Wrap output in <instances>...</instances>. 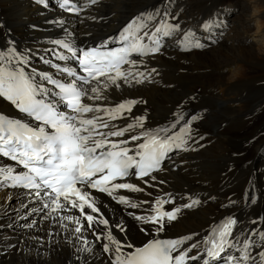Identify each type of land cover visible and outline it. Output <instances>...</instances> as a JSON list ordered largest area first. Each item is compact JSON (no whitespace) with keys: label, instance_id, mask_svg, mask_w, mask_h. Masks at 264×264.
Instances as JSON below:
<instances>
[{"label":"snow or ice","instance_id":"6c2138e0","mask_svg":"<svg viewBox=\"0 0 264 264\" xmlns=\"http://www.w3.org/2000/svg\"><path fill=\"white\" fill-rule=\"evenodd\" d=\"M34 2L45 9L49 7V0ZM55 3L83 23L82 14L101 6L103 0H55ZM175 3L176 0H162L93 46L78 44L66 26L69 22L57 17L46 21L63 32L62 37L50 41L52 47L19 50L14 41L8 40V46L0 48V98L25 117L0 114V158L11 162L0 160V191L21 190L9 191L7 196L8 202L13 196L18 198L19 206L14 209L17 217L38 215L41 222H47L49 245L54 237L62 236L79 264H88L96 245L100 246L96 251L109 264H264V215L249 217L248 226H242L245 222L232 213L209 225L206 235L189 233L159 238L184 209L199 206L201 200L189 195L188 202L166 209V205L176 204L170 193L139 204L125 195H117L122 190L145 191L128 182L129 177L142 181L146 187H154L149 181L155 182L157 177L153 174L165 170L163 164L171 159L170 154L197 151L196 145L203 147L200 141L204 137L196 136L193 125L203 118L206 110L188 115L184 109L186 101H182L170 121L147 128V115H132L133 109L146 101L124 98L113 104L107 95L113 89L154 83L158 69L150 67L146 58L163 54L169 41L181 52L205 50L218 43L215 31L226 26L223 16L234 11L239 14L235 8L215 13L200 25L206 33L201 36L194 29L182 27L183 9L174 12ZM242 7L250 17L253 7H264V0L255 5L244 3ZM90 19L100 22L103 17ZM258 19L264 20V12ZM33 57L52 71L33 67ZM118 120L128 123L119 125L115 123ZM94 192L130 209L150 205L147 214H128L142 225H153L154 230L140 228L153 238L141 246L118 239L113 229L126 234V227L105 216ZM258 199L250 178L243 196L244 206H255ZM237 203L229 198L223 207ZM29 204L33 207L29 208ZM0 207L3 208L0 215L8 216L7 206ZM25 208L28 212L21 215ZM16 223L10 220L7 226L15 227ZM37 223L33 219L21 227L31 230L37 228ZM85 233H90L94 240H89ZM28 239L36 240L38 248L44 245L43 237ZM8 247L25 254L32 250L16 244Z\"/></svg>","mask_w":264,"mask_h":264},{"label":"bare ground","instance_id":"6f19581e","mask_svg":"<svg viewBox=\"0 0 264 264\" xmlns=\"http://www.w3.org/2000/svg\"><path fill=\"white\" fill-rule=\"evenodd\" d=\"M161 3L162 0H103L101 6L82 14L85 20L80 23L78 17L64 15L55 0H49L47 9L40 7L34 0H0V48H6L8 40L14 41L19 50L35 51L52 47L50 41L62 37L63 32L46 21L57 17H63L69 22L66 26L74 33L78 44H98L114 35L133 16ZM178 3L173 11L183 9L180 15L182 27L194 30H200L205 20L225 8H235L239 14L234 11L223 16L226 26L215 31L218 43L205 50L181 52L173 41H169L163 54L147 58V64L158 69L159 74L155 76L154 83L113 89L107 94L113 104L124 98L146 101L138 104L132 115H147V128L170 121L173 111L182 101H186L184 109L188 115L206 110L203 118L193 125L196 136L204 137L200 141L203 147L196 145L197 151L178 152L170 162H165V170L154 174L157 180L149 181L154 183V187H146L142 181L129 177L128 182L145 191L131 193L122 190L117 193L138 204L170 193L175 197L176 204L166 205V209L188 202L189 195L198 197L201 200L199 206L184 209L177 221L166 226L160 235L166 238L189 233L206 235L209 225L232 213L245 222L242 226H248L249 217L264 215V20H260L257 42H254L252 34L257 32V27L248 18L247 9L242 7L246 0H183ZM258 3L260 0H254V5ZM206 9L207 15H196L204 14ZM257 9L259 13L264 12V7ZM91 16L103 17V20L93 22ZM73 21L76 23L73 24ZM195 23L198 25H192ZM258 41L262 43L258 44ZM33 67L52 71L35 57ZM192 96L196 99L189 100ZM0 113L25 119L2 98ZM115 123L124 125L128 121L118 120ZM0 160L9 163L2 158ZM250 178L259 199L255 206L246 208L243 196ZM161 180L165 183H159ZM9 191L13 190L0 191V206L6 205L10 210L8 216L0 215V264H79L72 247L63 242L62 236L54 237L49 245L47 222H41L38 215H29L27 219L17 217L14 209L19 206L18 198L13 196L8 202ZM93 195L99 198L102 211L110 221L122 222L126 227V234L113 229L118 239H127L141 246L153 238L140 231L141 227L154 230L153 225H142L128 214H147L150 205L130 209L117 205L108 196ZM229 198L238 203L223 207ZM105 204L108 207H103ZM32 207L29 204V208ZM2 212L3 208L0 207ZM27 212L28 208H25L21 215ZM33 219L38 222L37 228L29 230L21 227ZM10 220L17 221L15 227L7 226ZM85 235L89 240H94L90 233ZM30 236L43 237V247L38 248L36 240L28 239ZM196 239H200V236ZM12 244L22 248L30 247L32 250L27 254L17 252L16 248L8 247ZM99 247L95 246V255L88 258V264H109L107 258L96 251ZM194 253L195 250L191 254Z\"/></svg>","mask_w":264,"mask_h":264},{"label":"clouds","instance_id":"9594fccd","mask_svg":"<svg viewBox=\"0 0 264 264\" xmlns=\"http://www.w3.org/2000/svg\"><path fill=\"white\" fill-rule=\"evenodd\" d=\"M246 3L254 5V0H246ZM259 14H260L259 10L256 7H253L252 15L250 17H248L249 19H252L254 21V26L257 27V32L252 34L254 42H257L256 37L258 36V33L260 31L261 21H260V19H258Z\"/></svg>","mask_w":264,"mask_h":264},{"label":"rangeland","instance_id":"374dc122","mask_svg":"<svg viewBox=\"0 0 264 264\" xmlns=\"http://www.w3.org/2000/svg\"><path fill=\"white\" fill-rule=\"evenodd\" d=\"M207 13V9H206V11L204 12V14H201V15H198L197 13H196V15L198 16V17H202V16H204L205 14ZM120 14V13H119ZM124 22V21H123ZM254 28V27H253ZM262 42H259L258 41V44H261ZM261 46V45H260ZM259 49H261L260 47H258ZM219 140V139H218Z\"/></svg>","mask_w":264,"mask_h":264}]
</instances>
